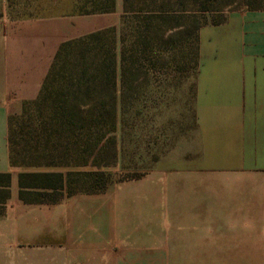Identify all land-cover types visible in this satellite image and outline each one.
Listing matches in <instances>:
<instances>
[{
    "label": "crops",
    "instance_id": "crops-1",
    "mask_svg": "<svg viewBox=\"0 0 264 264\" xmlns=\"http://www.w3.org/2000/svg\"><path fill=\"white\" fill-rule=\"evenodd\" d=\"M1 3L5 11L6 0ZM33 22L29 32L36 40L0 47V173H11L0 217V264L264 259V8L231 11L200 27L191 135L145 176L67 198L63 224L59 215L45 222L36 211L59 209L60 203L20 200L9 118L39 96L62 42L116 22L107 14Z\"/></svg>",
    "mask_w": 264,
    "mask_h": 264
},
{
    "label": "rangeland",
    "instance_id": "rangeland-1",
    "mask_svg": "<svg viewBox=\"0 0 264 264\" xmlns=\"http://www.w3.org/2000/svg\"><path fill=\"white\" fill-rule=\"evenodd\" d=\"M76 1L43 0L39 8L28 10L16 8L9 16L7 7L4 11L0 0V47H3L1 46L3 43L12 41L36 40L29 32L33 30L29 29V24L34 23L33 19L71 16L77 9ZM150 1L158 3V0ZM165 1L170 9L180 11L200 10L206 7L209 9L205 13L206 21L212 22L221 20L225 13L231 11L264 6V0ZM104 14L113 18L116 26H119L123 14V0H116L114 12ZM202 16L201 14L200 21L204 19ZM10 21L16 22L9 23ZM175 24L181 25L182 28L174 30L169 34L171 36L169 41L161 48L155 49V53L158 49H162V56L152 57V53L150 62L145 60L149 70L146 66H140V68L137 66L135 75H132V82L123 89L120 86L119 90L122 93L125 92L126 97L123 109H117L115 129L108 120L97 123L92 121L91 117H96L102 110L95 109L93 103L88 102L86 109L74 111L66 109L67 115L64 119H67L68 124L65 125L64 122L59 121L60 109L52 108L50 105L42 109H36L33 106L28 109L26 115L19 117L18 126L15 127L18 151L16 158L23 164L14 168L21 172H62L64 174L71 172L73 175L70 189L83 191L91 189L93 185L101 187L103 184H117L120 182L119 179L127 175L143 174L145 176L155 161L167 156L181 139L188 138L195 127L193 109L197 68H195L191 47L193 38L186 34V21L181 18ZM172 46H176V49ZM8 51L6 49L4 53L8 55ZM118 66L120 73V63ZM68 72H63L55 83L59 94L66 89L64 81ZM70 76L75 77V75ZM100 84L98 81V93L102 92ZM62 98L59 96L60 100ZM13 110L16 111V109ZM17 112L14 115L19 116L22 110L18 109ZM85 116L86 121L81 120ZM67 125H70V128L65 131ZM43 126H51L53 131L44 132ZM73 129L74 132H72ZM99 136L104 137L98 145L96 140ZM47 139L49 146L53 149L52 152L46 149ZM50 161L54 165H46ZM78 162H86V164L78 166ZM36 164L43 166H35ZM101 172L104 174L103 179L97 176ZM3 198L4 195L0 194V211ZM63 202L60 203L59 209L55 206V209L37 208L36 211L43 215L45 222L49 221V216L54 214V219L60 218L63 224L64 220L68 219V206H62ZM232 260L236 264H243L244 261V259ZM247 260H249L248 264H264V259L259 257Z\"/></svg>",
    "mask_w": 264,
    "mask_h": 264
},
{
    "label": "trees",
    "instance_id": "trees-1",
    "mask_svg": "<svg viewBox=\"0 0 264 264\" xmlns=\"http://www.w3.org/2000/svg\"><path fill=\"white\" fill-rule=\"evenodd\" d=\"M42 1L6 0V7L9 16H11L16 8L24 10L39 8L43 4ZM75 4L77 9L72 15L104 14L114 12L116 9V0H77ZM263 8L264 6H255L249 9ZM208 10L206 7L200 10L170 9L165 0H158L157 4L151 3L150 0H123V14L119 26H110L62 42L53 58L39 96L32 101L25 102L19 116L12 115L9 118L11 165L19 167L23 164L16 158L18 151L16 149L15 127L18 126L19 117L26 115L28 109L33 108V106L36 109H42L44 106L50 105L52 108L60 109L59 121L64 122L65 125L68 124L67 119H64L67 115L66 109H72L71 111L86 109L89 103H93L95 109L102 110L96 117H91L92 121L97 123L108 120L115 129L117 109H123L126 97L124 96L125 92L122 93L119 90L120 86L123 89L132 82V75H135L137 66L138 68L146 66L148 69L145 60L149 61L152 53V57L160 58L162 56V49H158L156 53L155 49L161 48L164 43H167L171 37L169 34L174 30L182 28L181 25L175 24L181 18L186 21V34L193 38L191 47L195 68H197L198 31L202 25L208 23L205 18V13ZM201 14L204 18L203 21H200ZM172 47L176 49V46ZM142 62L144 63L142 64ZM67 71L70 73L68 72L65 77L66 89L59 94V89L56 88L55 83L58 81V77ZM70 75H75V77ZM98 81L101 83L102 92L100 93L97 92ZM59 96L63 98L60 100ZM81 120L86 121V116ZM70 125H67L65 131L69 130ZM43 130L50 133L53 131L51 126H43ZM23 133H25L24 130ZM103 137L97 138L96 143L98 145ZM46 149L49 152L53 150L49 146L48 139ZM82 164H86V162H78L77 165ZM46 165L50 166L54 163L50 161ZM35 166L43 165L36 164ZM72 175L71 172L64 174L62 172L22 171L19 173V198L25 203L58 204L77 193L105 192L109 185L103 184L101 187L93 185L91 189L75 191L70 189ZM97 176L103 179L104 174L101 172ZM142 176L143 174L127 175L119 181ZM10 186L11 173H0V194L4 195L0 217L6 211V203L10 197Z\"/></svg>",
    "mask_w": 264,
    "mask_h": 264
}]
</instances>
